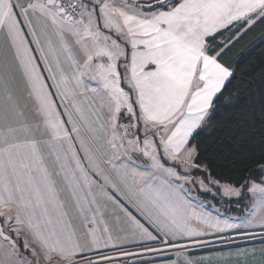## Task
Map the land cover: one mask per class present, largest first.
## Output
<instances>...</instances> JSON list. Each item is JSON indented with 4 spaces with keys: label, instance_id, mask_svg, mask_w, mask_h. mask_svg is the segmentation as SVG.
Here are the masks:
<instances>
[{
    "label": "snow or ice",
    "instance_id": "1",
    "mask_svg": "<svg viewBox=\"0 0 264 264\" xmlns=\"http://www.w3.org/2000/svg\"><path fill=\"white\" fill-rule=\"evenodd\" d=\"M258 24L264 0H0V264H264V140L235 182L196 141Z\"/></svg>",
    "mask_w": 264,
    "mask_h": 264
},
{
    "label": "trees",
    "instance_id": "2",
    "mask_svg": "<svg viewBox=\"0 0 264 264\" xmlns=\"http://www.w3.org/2000/svg\"><path fill=\"white\" fill-rule=\"evenodd\" d=\"M264 25L258 24L226 59L236 69L223 97L214 102L208 126L197 137L205 163L221 182H235L261 159L264 140Z\"/></svg>",
    "mask_w": 264,
    "mask_h": 264
},
{
    "label": "crops",
    "instance_id": "3",
    "mask_svg": "<svg viewBox=\"0 0 264 264\" xmlns=\"http://www.w3.org/2000/svg\"><path fill=\"white\" fill-rule=\"evenodd\" d=\"M209 199H210V197H209ZM217 207L219 208L220 212H222V213L227 211L226 208L220 207V205H217ZM129 247H133V246L131 244L125 245V248H129ZM192 254L195 255V256H201V255L206 256L209 253L207 251H198V252H195V253H192ZM169 255H171V254H169Z\"/></svg>",
    "mask_w": 264,
    "mask_h": 264
},
{
    "label": "built area",
    "instance_id": "4",
    "mask_svg": "<svg viewBox=\"0 0 264 264\" xmlns=\"http://www.w3.org/2000/svg\"><path fill=\"white\" fill-rule=\"evenodd\" d=\"M153 246L155 247L156 245H153ZM125 249L128 250V251H138V249L135 248V247H129V248H125ZM205 251H206V250H205ZM169 254H171V253H169ZM133 259H138V258H129L127 264H131V261H132ZM122 264H123V262H122Z\"/></svg>",
    "mask_w": 264,
    "mask_h": 264
},
{
    "label": "rangeland",
    "instance_id": "5",
    "mask_svg": "<svg viewBox=\"0 0 264 264\" xmlns=\"http://www.w3.org/2000/svg\"><path fill=\"white\" fill-rule=\"evenodd\" d=\"M232 214H237V213L233 212Z\"/></svg>",
    "mask_w": 264,
    "mask_h": 264
}]
</instances>
